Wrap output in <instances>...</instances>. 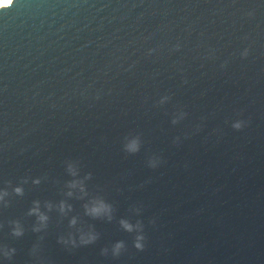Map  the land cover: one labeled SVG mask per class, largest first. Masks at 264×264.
Here are the masks:
<instances>
[{
  "label": "water",
  "instance_id": "1",
  "mask_svg": "<svg viewBox=\"0 0 264 264\" xmlns=\"http://www.w3.org/2000/svg\"><path fill=\"white\" fill-rule=\"evenodd\" d=\"M86 2L0 10V264H264V0Z\"/></svg>",
  "mask_w": 264,
  "mask_h": 264
},
{
  "label": "clouds",
  "instance_id": "2",
  "mask_svg": "<svg viewBox=\"0 0 264 264\" xmlns=\"http://www.w3.org/2000/svg\"><path fill=\"white\" fill-rule=\"evenodd\" d=\"M14 2L15 0H0V10L11 7ZM24 7L27 9L28 18L34 22V28L50 32L58 22H61L62 28L93 5L87 4L86 0H25ZM234 126L240 125L237 123ZM15 191L19 193L20 189Z\"/></svg>",
  "mask_w": 264,
  "mask_h": 264
}]
</instances>
